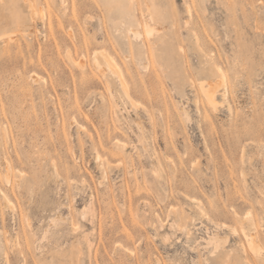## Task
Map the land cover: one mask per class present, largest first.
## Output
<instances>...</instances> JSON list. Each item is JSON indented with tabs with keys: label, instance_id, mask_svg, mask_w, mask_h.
<instances>
[{
	"label": "rangeland",
	"instance_id": "rangeland-1",
	"mask_svg": "<svg viewBox=\"0 0 264 264\" xmlns=\"http://www.w3.org/2000/svg\"><path fill=\"white\" fill-rule=\"evenodd\" d=\"M0 264H264V0H0Z\"/></svg>",
	"mask_w": 264,
	"mask_h": 264
},
{
	"label": "bare ground",
	"instance_id": "bare-ground-1",
	"mask_svg": "<svg viewBox=\"0 0 264 264\" xmlns=\"http://www.w3.org/2000/svg\"><path fill=\"white\" fill-rule=\"evenodd\" d=\"M150 29V28H149ZM149 31H151V30H149ZM216 73L220 76V81L221 82H223V80H224V74L221 72V70L220 69H216ZM212 90V89H211ZM210 90V91H211ZM209 91V92H210ZM208 94V93H207ZM210 94V93H209ZM216 94H211V95H208V98H209V100H213L216 96H215ZM215 100H216V98H215ZM214 103H216V102H214Z\"/></svg>",
	"mask_w": 264,
	"mask_h": 264
}]
</instances>
